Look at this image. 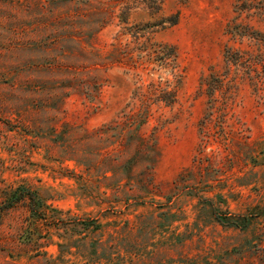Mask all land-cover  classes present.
<instances>
[{"label": "rangeland", "instance_id": "374dc122", "mask_svg": "<svg viewBox=\"0 0 264 264\" xmlns=\"http://www.w3.org/2000/svg\"><path fill=\"white\" fill-rule=\"evenodd\" d=\"M128 1L0 0V264H86L66 223L107 231L162 211L163 264H264V41L228 32L234 21L264 39V20L238 0ZM143 43L174 46L183 81L174 105L150 107L147 141L132 132L130 145L118 124L144 110L137 74L145 92L170 78L138 58ZM228 48L256 70L228 66Z\"/></svg>", "mask_w": 264, "mask_h": 264}, {"label": "trees", "instance_id": "16d2710c", "mask_svg": "<svg viewBox=\"0 0 264 264\" xmlns=\"http://www.w3.org/2000/svg\"><path fill=\"white\" fill-rule=\"evenodd\" d=\"M167 0H129L128 4H140L147 5L148 8L157 6V9H161L163 4ZM130 2V3H129ZM237 11L240 14L247 13L250 17H260L264 20V0H238ZM128 7V5H127ZM132 7H128L129 12ZM126 14V13H125ZM172 25L178 23V16L171 17ZM121 21L125 24H129L128 18L125 15L121 16ZM252 27L243 26V24H235L234 21L232 26H228V32L236 39H248L264 41L260 39L251 31ZM133 34L136 40L140 41L141 38L148 37V31L146 29L135 28ZM151 48V49H149ZM141 53L138 54V58L141 60L144 56H148L149 61H153L154 64L152 70L161 73L167 72L170 78L162 82V75L159 76L161 79L158 83L151 82L148 85V91L143 90L145 84L144 74L138 73L139 81L142 83L139 90L136 92L137 99L141 101V105L144 110L139 113H126V118L122 119V123L118 124L126 128V135H129L130 145L134 139L132 132H135L136 141H147V138L140 132L141 127L147 122L149 118V109L152 105L158 103H164L167 106L174 105L178 100V89L183 81V71L179 63L178 51L174 46L166 44L153 43L152 46L143 43L139 48ZM232 48H228L225 51V61L228 66L245 67L247 74L256 70L254 64L244 66V58L238 53H232ZM146 52V54H144ZM126 57L129 56V51H124ZM143 63L136 62L132 64L134 68H141ZM145 69V68H144ZM217 83L214 86V91H219L223 87V79H217ZM95 84H98L96 82ZM124 140V139H123ZM34 204H37L35 196L31 197ZM165 216H169L166 211H162L159 215L149 216L146 214L138 215L136 221L131 223L127 221L124 226L119 227L116 225L117 222L109 225L107 231L103 230V225L98 220L90 219H79L68 222L66 224L72 226V230L78 232L81 235L80 240L87 248V255L90 256V260L86 264H163L162 261H158L159 258V247L155 242V238L152 237L157 235V232L162 228ZM216 219L224 226H240V221L235 219L233 216H223L216 213ZM243 226H248L250 219L248 216L242 217ZM62 223L64 220L59 219ZM93 233L97 237L86 239L89 234ZM151 236V237H150ZM168 256L170 255L171 248L168 249ZM171 256V255H170ZM177 264V263H174Z\"/></svg>", "mask_w": 264, "mask_h": 264}]
</instances>
